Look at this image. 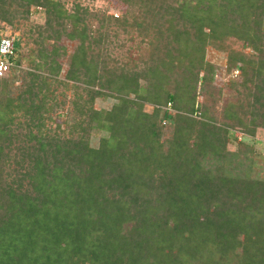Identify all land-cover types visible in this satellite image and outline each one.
Listing matches in <instances>:
<instances>
[{"label": "trees", "instance_id": "16d2710c", "mask_svg": "<svg viewBox=\"0 0 264 264\" xmlns=\"http://www.w3.org/2000/svg\"><path fill=\"white\" fill-rule=\"evenodd\" d=\"M115 1L0 0V264H264V0Z\"/></svg>", "mask_w": 264, "mask_h": 264}, {"label": "rangeland", "instance_id": "374dc122", "mask_svg": "<svg viewBox=\"0 0 264 264\" xmlns=\"http://www.w3.org/2000/svg\"><path fill=\"white\" fill-rule=\"evenodd\" d=\"M84 3L92 9H97L102 11L103 13H106L108 15L116 16L120 14V6L116 3L115 0H84ZM68 3L66 4V6ZM30 20L40 22L42 20L41 13H33L30 18ZM1 34H6L13 37L14 30L10 28L9 26L5 25L4 30L1 32ZM59 44L64 46L67 51H70L72 47L74 46V43L72 41H68L64 39L63 37L60 39ZM130 53H135V47L131 50ZM128 56V55H127ZM134 57V55H132ZM205 58L207 61L212 62L216 66V72L214 74V84L215 87L219 86V88H222V102L225 99L226 91L227 89L224 87L223 83L227 81L228 78H230L233 73L231 72L226 74L224 70V58H225V52L216 51L210 47L206 48V54ZM22 66L26 65V61H22ZM9 73L6 72L5 77ZM19 84V80H16L14 82V85ZM224 88V89H223ZM70 92L66 91V96L70 97ZM197 100H200V97H197ZM113 102V99L110 97L105 98H97L93 102V107L96 109L99 108H108L110 104ZM144 110H150V107L148 105H145ZM62 119L59 117L57 119H54L52 121V124L60 123ZM95 139V138H94ZM240 143H242L243 146H240ZM226 147L228 150L234 151V150H244L247 151V156L251 159L250 164V170L252 175H256L258 177L264 176V128H256L255 133L252 137L246 136L241 134L238 131H232L230 135L228 136V141L226 144ZM251 149L249 152L248 149Z\"/></svg>", "mask_w": 264, "mask_h": 264}, {"label": "built area", "instance_id": "2783aa9c", "mask_svg": "<svg viewBox=\"0 0 264 264\" xmlns=\"http://www.w3.org/2000/svg\"><path fill=\"white\" fill-rule=\"evenodd\" d=\"M12 38L8 36L0 37V76H2L6 71H8L11 62L8 57L12 53Z\"/></svg>", "mask_w": 264, "mask_h": 264}]
</instances>
